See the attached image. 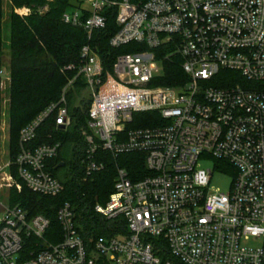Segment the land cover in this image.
Wrapping results in <instances>:
<instances>
[{
    "label": "built area",
    "instance_id": "built-area-1",
    "mask_svg": "<svg viewBox=\"0 0 264 264\" xmlns=\"http://www.w3.org/2000/svg\"><path fill=\"white\" fill-rule=\"evenodd\" d=\"M111 6L118 24L111 46L136 42L142 49L119 55L105 73L99 54L85 45L82 64L67 67L77 74L61 99L21 130L14 158L1 157L0 263L264 264V0H84L63 20L91 37L106 26ZM31 11L16 9L21 16ZM164 44L183 58L186 82L150 85L164 72L155 51ZM221 70L240 73L241 81L217 85ZM80 76L91 99L82 128L85 178L105 169L100 150L115 158L143 153L149 175L133 180L120 167L108 203L95 206L108 220L123 218L117 233L87 240L66 202L58 210L62 239L52 242L45 238L50 218L13 204L11 190L26 185L55 196L65 189L49 170L62 143L33 142L49 117L58 128L71 124L67 93ZM10 80V69L0 68L1 87ZM145 112L157 114L154 125L130 127ZM207 161L212 167H202ZM222 161L230 172L217 166ZM215 171L232 176L228 192L211 187ZM31 239L42 245L26 259Z\"/></svg>",
    "mask_w": 264,
    "mask_h": 264
},
{
    "label": "trees",
    "instance_id": "trees-1",
    "mask_svg": "<svg viewBox=\"0 0 264 264\" xmlns=\"http://www.w3.org/2000/svg\"><path fill=\"white\" fill-rule=\"evenodd\" d=\"M83 1L9 0V11L6 12V1L0 0V68L6 65L11 71L6 94L12 158L20 151L21 130L49 105L61 99L63 89L77 74L76 70H68L67 67L82 64V49L85 45H90L99 54L105 73L113 70L119 55L142 49L136 42L119 48L111 46L110 40L118 31L116 6L105 8L106 26L96 29L91 37L83 26L66 23L63 15L78 8ZM132 1L139 3L147 0ZM16 7H28L32 11L21 16L15 11ZM82 12L84 18L89 15L85 10ZM7 29L9 36L6 38L4 33ZM155 51L163 62L164 72L150 85L175 86L188 80L181 66L183 58L174 53L175 46L164 44ZM169 54L171 56L167 58ZM220 74L221 80L215 83L222 87L236 84L242 78L240 73L234 71L221 70ZM3 101L0 81V124L4 113ZM67 106L71 124L67 128H58L54 117H49L33 142V145L56 141L62 143L58 155L49 161V170L64 184L65 189L58 195L47 196L35 193L24 185L21 192L11 190L12 202L21 205L31 215L41 214L50 218L51 227L45 238L52 242L62 239L58 210L66 202L72 205L76 213L77 228L87 240L100 235H113L118 232L116 226L123 225V218L108 220L95 210V206L108 203L115 190L120 167L125 168L133 180L149 175L146 157L143 153L133 152L115 158L111 153L100 150L97 158L105 161V169L85 178L82 158L86 154L87 145L82 128L88 126L91 99L87 96L83 77H78L75 86L68 91ZM153 119H157V114L140 113L130 127L154 125ZM222 164L217 166L227 172L233 168L225 161ZM31 240L25 247L26 259L33 256V249H39L42 245L37 239Z\"/></svg>",
    "mask_w": 264,
    "mask_h": 264
},
{
    "label": "rangeland",
    "instance_id": "rangeland-1",
    "mask_svg": "<svg viewBox=\"0 0 264 264\" xmlns=\"http://www.w3.org/2000/svg\"><path fill=\"white\" fill-rule=\"evenodd\" d=\"M5 11L8 12L9 11V0H5ZM23 7H16V9H20ZM15 9V11H16ZM5 37L7 38L9 36V30H5L4 33ZM6 65H4L5 67ZM7 67V66H6ZM92 67L95 68L94 63H92ZM10 85V81L8 83H6V85L2 88V95H3V109H4V113H3V120L2 123L0 124V127L4 128V131H0V152H2L1 157H3V160H7L8 159V153H10V132H9V115L7 112V107H8V95L6 94L7 89L9 88ZM87 96L88 98H90L89 96V92H87ZM1 161V160H0ZM202 167L204 168H209L212 167L213 162L212 161H207V162H202ZM232 176L225 174L223 172H219V171H215L212 181H211V187H213V189H219L221 192H228L230 190V186L232 183Z\"/></svg>",
    "mask_w": 264,
    "mask_h": 264
}]
</instances>
